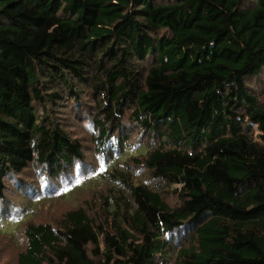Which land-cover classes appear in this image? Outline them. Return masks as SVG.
Segmentation results:
<instances>
[{"label":"trees","instance_id":"16d2710c","mask_svg":"<svg viewBox=\"0 0 264 264\" xmlns=\"http://www.w3.org/2000/svg\"><path fill=\"white\" fill-rule=\"evenodd\" d=\"M59 107L109 163L101 212L27 221L16 264H264V0H0V200L84 166ZM127 111L147 141L120 162Z\"/></svg>","mask_w":264,"mask_h":264},{"label":"rangeland","instance_id":"374dc122","mask_svg":"<svg viewBox=\"0 0 264 264\" xmlns=\"http://www.w3.org/2000/svg\"><path fill=\"white\" fill-rule=\"evenodd\" d=\"M251 85L258 90L261 88V84H256V82H252ZM59 109L57 111L58 115L62 112L65 115V120L73 122L67 129L83 143V149L85 150L84 166H78L75 163V166L70 171H67L57 181L48 186L46 195L35 197L34 199H31L22 187L28 177H31L32 180H37L35 173L32 171L33 168L24 174L14 175L7 180L6 196L0 200V222L2 221L0 228L3 231H11L13 229V235L16 237V241L13 242L10 236L0 234V264H16L17 252L25 243L21 230L27 221L32 220L37 223H50L56 227L59 224L58 221L71 209L84 206L87 214L92 217H94L95 212H101V202L96 199L95 194H102L106 190L107 185L103 179L91 177L90 174L106 172L109 163L106 162L104 164L103 160L95 151L93 138L90 136V130L92 132V128L90 127V130L88 129L90 120H73V117H69V112L71 111L69 107L67 109L59 107ZM129 113V111L126 112L123 120L124 124H122L123 130L121 135L124 136L123 140H125V146L122 152L116 155L117 151H112V148H116L113 147L116 141L107 142L106 152L112 160L119 158L121 159L120 162H122V159L125 157H130L132 151H143L141 147L147 141L146 132L140 131L141 129L139 130L136 125L132 124ZM78 114L83 115V117L86 115L83 109H79ZM114 133L116 134L118 131ZM151 136L149 134V137ZM112 164L109 168H111ZM133 173L141 180H146L149 185H156L160 188L170 206L176 205L177 198L169 190L166 183L153 180L149 176L144 179L143 169L134 170ZM175 239V247L188 243L185 233H181ZM167 264H171V262L168 261Z\"/></svg>","mask_w":264,"mask_h":264}]
</instances>
